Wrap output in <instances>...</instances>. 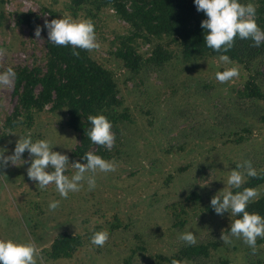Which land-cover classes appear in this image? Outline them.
Wrapping results in <instances>:
<instances>
[{"label":"rangeland","instance_id":"obj_1","mask_svg":"<svg viewBox=\"0 0 264 264\" xmlns=\"http://www.w3.org/2000/svg\"><path fill=\"white\" fill-rule=\"evenodd\" d=\"M261 0H252L255 5ZM247 3L248 0H243ZM127 7L130 2L127 1ZM31 14L40 36L20 14ZM65 13L91 18L99 48L90 58L111 71L118 105L113 124L116 140L104 158L117 162L115 171L97 173L96 187L60 196L54 184L40 189L27 175L28 163L0 168V237L32 240L40 250L38 264H171L165 259L180 255L188 246L206 248V255L179 260L190 264H264V239L257 251L242 239H222L236 217L231 211L216 214L211 198L226 184L229 171L251 160L257 174L264 171V100L246 97L247 83L264 94V52L238 77L221 83L217 71L231 66L218 57L185 59L176 39L168 36L131 42L142 57L140 69L131 73L115 55L133 29L110 5L85 0L76 8L71 0H0V71L12 66L45 70V20ZM12 87H0V148L10 155L18 136L52 141L53 151L79 161L73 151L79 144L67 126L65 110L24 111ZM39 91L37 88L36 93ZM96 152L91 147L87 152ZM23 159L29 160L27 150ZM75 169L68 166L66 174ZM252 177H248L243 187ZM256 201L264 196V183L255 186ZM235 190V189H233ZM219 194V193H218ZM60 205L49 210L48 204ZM107 228L103 246L91 243L94 231ZM192 231L196 242L187 244L180 233ZM81 237L82 245L69 258L51 259L57 235Z\"/></svg>","mask_w":264,"mask_h":264},{"label":"clouds","instance_id":"obj_2","mask_svg":"<svg viewBox=\"0 0 264 264\" xmlns=\"http://www.w3.org/2000/svg\"><path fill=\"white\" fill-rule=\"evenodd\" d=\"M197 11H203L206 19L201 21V27L205 30L204 42L207 47L219 52V61L231 66L215 73V78L221 83L230 81L239 75V66L230 59L227 51L232 47L234 38L251 39L256 47L264 42V29L256 22V5L252 0L247 3L242 0H193ZM49 42L60 46H73V55H79L77 49L93 50L99 48L95 24L91 18H74L65 13L59 18L50 21L45 20ZM41 28L37 26L35 35L40 36ZM3 50L0 49V52ZM14 67L8 66L0 71V87L14 86L17 78ZM90 127L87 129L88 138L97 145H103L111 149L116 140L113 124L102 113L87 117ZM27 150L30 159H23V153ZM7 150L0 148V168L13 165L29 164L28 177L36 181L40 189L54 184L60 196L67 198L69 193L78 192L86 183L88 190L96 187L97 173H106L116 170L117 162L114 159H106L94 152H86L81 160L69 162L65 153L53 151L52 141L47 138L33 139L31 135L18 136L14 149L10 155H5ZM71 165L75 171L68 175L66 169ZM257 175V170L251 160H245L232 168L226 184L221 191L215 194L210 204L216 214L222 215L229 210L236 218L230 223L227 234H222V239L227 243L230 237L243 240L253 253L257 251V238L264 239V216L258 212L247 210L251 200L257 198V189L243 187L242 184L248 177ZM233 189H237L233 191ZM59 199H53L48 204L49 210H54L60 205ZM91 243L103 246L109 239L107 228L94 231ZM179 239L187 244L196 242L192 231L180 233ZM40 250L32 240H17L0 237V264H38L37 257ZM171 264H190L189 261L173 259Z\"/></svg>","mask_w":264,"mask_h":264},{"label":"trees","instance_id":"obj_3","mask_svg":"<svg viewBox=\"0 0 264 264\" xmlns=\"http://www.w3.org/2000/svg\"><path fill=\"white\" fill-rule=\"evenodd\" d=\"M85 0H71L79 8ZM100 5H110L116 14L133 29L130 37L121 41L116 52L123 66L131 73L140 69L142 57L130 45L135 39L143 38L150 42L161 36L177 40L185 59H196L206 55L219 57L220 53L207 47L204 42L205 30L201 21L206 19L203 11H197L193 0H99ZM127 1L130 7H127ZM243 2V0H242ZM31 14H20L18 24L36 28V19L30 20ZM256 22L264 29V0L256 5ZM73 46H60L51 42L46 44L47 60L45 70L23 67L17 71L13 94L18 105L28 111L39 110L45 104H51V110H65L67 126L78 134L79 144L73 156L81 157L92 146L95 153L105 156L103 145L94 144L87 136L90 122L89 115L104 114L114 123L118 105L117 87L111 71L103 68L90 58L89 50L77 49L79 55H73ZM264 52V42L259 47L249 39L234 38L227 55L232 61L246 66ZM37 88L39 91L36 93ZM246 97L264 100V94L253 83L246 85ZM83 161V160H82ZM85 162V161H83ZM264 183V171L252 177L243 187H255ZM241 187V189L243 188ZM237 189L233 190L236 191ZM212 206L209 207V210ZM248 211L264 216V196L248 204ZM81 237L69 234L57 235L53 240L49 256L51 259L69 258L77 247L82 245ZM206 255V248L188 246L181 251V257L193 258ZM180 255L168 258L179 260ZM223 264H227L225 261Z\"/></svg>","mask_w":264,"mask_h":264}]
</instances>
